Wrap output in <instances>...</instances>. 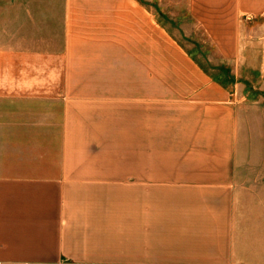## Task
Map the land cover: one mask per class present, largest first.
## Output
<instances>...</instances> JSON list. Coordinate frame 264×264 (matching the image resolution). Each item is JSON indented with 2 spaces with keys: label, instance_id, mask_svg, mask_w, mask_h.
<instances>
[{
  "label": "crops",
  "instance_id": "crops-1",
  "mask_svg": "<svg viewBox=\"0 0 264 264\" xmlns=\"http://www.w3.org/2000/svg\"><path fill=\"white\" fill-rule=\"evenodd\" d=\"M210 66L264 83V0H0V264H264Z\"/></svg>",
  "mask_w": 264,
  "mask_h": 264
},
{
  "label": "rangeland",
  "instance_id": "rangeland-1",
  "mask_svg": "<svg viewBox=\"0 0 264 264\" xmlns=\"http://www.w3.org/2000/svg\"><path fill=\"white\" fill-rule=\"evenodd\" d=\"M171 21L167 20L169 26H173L175 22L173 20L171 23ZM183 21L186 22V27L182 29L184 32L176 34V37L183 45L192 49L201 62L209 63L210 57H213L214 54L206 45L205 37L191 25L188 18L185 17ZM190 32L192 35L189 34ZM218 62L220 63V61ZM207 69L217 73L218 77L223 79V85L230 91L235 93L238 91V94H241L245 89V99L237 107V112H239L236 161V176L239 186L237 204L238 214L242 220L262 212L253 210L252 205L255 207L256 204H262L264 208V83L259 80L253 68H247L245 71L248 80L243 87L232 82L231 77L225 76L224 68L210 66Z\"/></svg>",
  "mask_w": 264,
  "mask_h": 264
}]
</instances>
